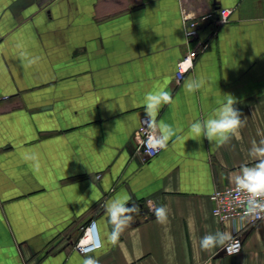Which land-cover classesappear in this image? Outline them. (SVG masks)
Listing matches in <instances>:
<instances>
[{
	"label": "crops",
	"instance_id": "crops-1",
	"mask_svg": "<svg viewBox=\"0 0 264 264\" xmlns=\"http://www.w3.org/2000/svg\"><path fill=\"white\" fill-rule=\"evenodd\" d=\"M221 8H233L229 21L186 41L184 13ZM189 48L198 56L176 83ZM190 78L203 87L187 91ZM159 90L172 102L156 120L176 135L148 158L136 131L145 95ZM231 96L245 120L238 133L220 147L191 139L190 124ZM262 140L264 0H0V264H82L74 243L91 221L101 247L87 255L99 264H264V219L237 254L199 244L232 235L210 195L258 163ZM124 197L140 211L112 243L105 204Z\"/></svg>",
	"mask_w": 264,
	"mask_h": 264
},
{
	"label": "clouds",
	"instance_id": "clouds-1",
	"mask_svg": "<svg viewBox=\"0 0 264 264\" xmlns=\"http://www.w3.org/2000/svg\"><path fill=\"white\" fill-rule=\"evenodd\" d=\"M20 58L27 60L28 66L39 63L41 59L38 56L29 57L23 51L20 52ZM203 85V80L190 78L185 82V89L187 91H195L203 87ZM231 97L215 109L212 118L204 121H195L190 124L191 139L195 140L196 137H203L209 142H215L216 147H220L228 143L231 137L238 133V130L244 126L245 120L242 119V113L235 107L237 100L233 96ZM171 102L172 96L168 91L159 90L145 95V113L152 132L145 145L149 150L166 148L168 141L176 135V130L171 125L163 120H156L160 107ZM157 132L159 135H156ZM260 143L264 144V140ZM253 151L255 157L259 158L258 163L253 167L243 166L241 174L236 177L237 187L249 194L246 208L248 214L264 212V199H262L264 198V147H254L251 153ZM129 201L130 197H124L123 199L109 200L105 204L106 213L113 224V231L108 237L112 243L117 242L123 228L133 220V214H139V205L132 203L131 207H127L126 205ZM154 214L160 223H164L167 220V210L163 206L156 207ZM231 239L232 237L229 233L217 230L214 234L208 233L204 235L200 239L199 244L203 250L207 251L217 246H224ZM95 247H99V245ZM226 249L229 255L234 254L231 246ZM88 250H85V258L82 264H99L97 259L87 255Z\"/></svg>",
	"mask_w": 264,
	"mask_h": 264
},
{
	"label": "built area",
	"instance_id": "built-area-1",
	"mask_svg": "<svg viewBox=\"0 0 264 264\" xmlns=\"http://www.w3.org/2000/svg\"><path fill=\"white\" fill-rule=\"evenodd\" d=\"M233 8H221L216 14L212 12L203 13L197 16L183 14L184 35L187 42L198 37L202 28V24L207 22L212 23L214 27H218L229 21ZM206 43L202 44V49ZM198 56V50L189 48L178 59L174 78L176 83H180L185 74L192 70L194 62ZM152 132L148 125L146 114L139 118V126L136 131V141L138 148L148 158L155 157L162 149L149 150L146 148V142ZM156 135H159L158 132ZM212 201V214L221 222H230L232 225V239L221 247L225 255H229L227 247H232L234 254H237L242 249V234L246 228L251 227L264 219V212L258 214H248L246 212L247 201L249 194L246 191L239 189L236 185L226 188H215L210 195ZM264 199V198H262ZM90 239V242H89ZM99 245V247H95ZM101 247V241L98 235L95 221H91L88 225L82 228L81 234L74 243V248L81 254L85 255L94 252ZM232 254V255H234Z\"/></svg>",
	"mask_w": 264,
	"mask_h": 264
},
{
	"label": "water",
	"instance_id": "water-1",
	"mask_svg": "<svg viewBox=\"0 0 264 264\" xmlns=\"http://www.w3.org/2000/svg\"><path fill=\"white\" fill-rule=\"evenodd\" d=\"M126 206L130 207V204H127ZM219 254H223V250H221Z\"/></svg>",
	"mask_w": 264,
	"mask_h": 264
}]
</instances>
